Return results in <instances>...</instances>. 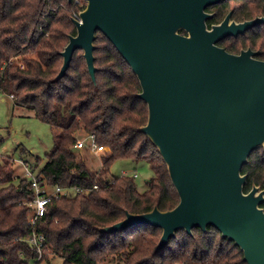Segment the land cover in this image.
Segmentation results:
<instances>
[{
    "label": "trees",
    "instance_id": "16d2710c",
    "mask_svg": "<svg viewBox=\"0 0 264 264\" xmlns=\"http://www.w3.org/2000/svg\"><path fill=\"white\" fill-rule=\"evenodd\" d=\"M85 6L84 0H0V91L33 110L51 126L54 137V150L36 174L38 182L48 188H81L53 198L33 227L30 180L16 177L12 158L2 157L0 264H33L37 252L27 242L33 233L46 238L44 260L56 254L63 264H247L241 249L212 226L206 231L194 228L192 234L177 231L158 251L161 228L140 224L100 231L124 219L126 211L143 213L155 205L172 209L179 196L158 149L139 131L148 119L147 104L136 95L140 83L102 32H96L94 42L97 86L81 49L74 52L65 76L55 80L63 64L60 52L76 33L73 18ZM229 8L237 20L264 16V0H227L208 9L216 11L208 26L221 21ZM220 45L236 54L251 46L261 50L257 57L264 60V23ZM79 131L94 133L97 142L109 148L102 155L100 173L78 158L74 145ZM118 159L150 165L153 175L145 190L138 189L133 175H108ZM242 173L247 174L245 192L253 185L264 189L263 147L251 153Z\"/></svg>",
    "mask_w": 264,
    "mask_h": 264
},
{
    "label": "water",
    "instance_id": "95a60500",
    "mask_svg": "<svg viewBox=\"0 0 264 264\" xmlns=\"http://www.w3.org/2000/svg\"><path fill=\"white\" fill-rule=\"evenodd\" d=\"M84 1L55 80L81 49L96 85L94 42L102 32L140 83L136 95L147 104L148 119L139 131L158 149L179 196L172 209L126 211L100 231L161 228L158 251L177 231L212 226L247 264H264V189L245 192L242 173L251 153L264 148V60L256 57L260 51L236 54L219 45L264 23V16L236 22L230 12L209 27L213 14L206 9L222 0Z\"/></svg>",
    "mask_w": 264,
    "mask_h": 264
},
{
    "label": "rangeland",
    "instance_id": "374dc122",
    "mask_svg": "<svg viewBox=\"0 0 264 264\" xmlns=\"http://www.w3.org/2000/svg\"><path fill=\"white\" fill-rule=\"evenodd\" d=\"M77 138L88 142L84 131H79ZM54 147L51 126L36 118L33 110L18 106L9 94L0 91V162L2 157L12 158L15 176L30 179L31 176L26 174V166L33 167V173L36 175L45 164L46 156L54 150ZM76 153L79 159L84 160L89 167L100 173L104 153L98 156L89 153L88 150H80ZM38 158L41 159L39 164L37 163ZM122 171L138 174L136 184L140 191L147 188V181L153 175L146 161L130 159L114 161L108 175L118 177L122 175ZM41 264H63V259L56 254L50 255Z\"/></svg>",
    "mask_w": 264,
    "mask_h": 264
},
{
    "label": "built area",
    "instance_id": "2783aa9c",
    "mask_svg": "<svg viewBox=\"0 0 264 264\" xmlns=\"http://www.w3.org/2000/svg\"><path fill=\"white\" fill-rule=\"evenodd\" d=\"M76 15L75 17H77ZM23 66V63H21ZM11 98L13 96L11 95ZM86 142L84 139L77 138L76 144L74 145V149L76 151L80 150H88L89 153L93 155H100L104 153L109 148L101 145L96 140V135L94 133H86ZM26 174L31 176L30 186L34 192V199L31 201V212L29 215L30 224L35 227L40 219H42L47 210L48 204L52 201L53 198H57L62 195H68L72 192L77 193L81 191L79 187H61L56 185L53 188L42 187L40 186L36 175L30 170L28 166H26ZM133 175L135 178L138 176L137 173H128L127 171H122V175ZM98 188V184L94 185V189ZM45 241L46 238L42 234L33 233L31 237L27 239L28 244L32 249L37 252V257L33 264H41L44 260V250H45Z\"/></svg>",
    "mask_w": 264,
    "mask_h": 264
},
{
    "label": "flooded vegetation",
    "instance_id": "af4514ba",
    "mask_svg": "<svg viewBox=\"0 0 264 264\" xmlns=\"http://www.w3.org/2000/svg\"><path fill=\"white\" fill-rule=\"evenodd\" d=\"M222 1H227V0H222ZM222 1H220V2H222ZM220 2H218V3H220ZM218 3H215V4L211 5V6L217 5ZM211 6L207 7L206 11L209 12V13H212V14H213V17H214L215 14H216V11H215V10H212V11H209V10H208ZM230 12H231V19L234 20V21H236V22H242V21L248 20V19H243V20H237V19H235V18L233 17L234 8H229V9L226 11V13H225V15H224V17L222 18L221 21H223V19H224V18L227 16V14L230 13ZM213 17H212V18H213ZM252 19H253V18H252ZM221 21H219L218 23H220ZM218 23H216V24H218ZM240 35H242V34H240ZM238 36H239V35H238ZM238 36H236V37H238ZM230 37H234V36H230ZM223 40H225V39H223ZM223 40H221V41L219 42V45H220V43H221ZM220 46H221V45H220ZM222 47H223V46H222ZM224 48H225V47H224ZM247 48H251V49L254 50V51H260V53H261V50H259V49H253L251 46H247L246 48H242L241 50H245V49H247ZM241 50L239 51V53L241 52ZM260 53H259V54H260ZM237 54H238V53H237ZM259 54H258V55H259ZM258 55H256V57H257ZM257 58H258V57H257Z\"/></svg>",
    "mask_w": 264,
    "mask_h": 264
}]
</instances>
